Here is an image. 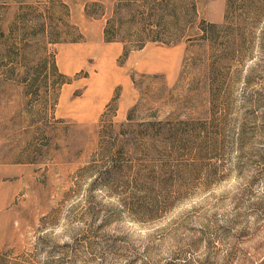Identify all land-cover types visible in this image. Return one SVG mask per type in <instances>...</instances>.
<instances>
[{
	"label": "rangeland",
	"instance_id": "rangeland-1",
	"mask_svg": "<svg viewBox=\"0 0 264 264\" xmlns=\"http://www.w3.org/2000/svg\"><path fill=\"white\" fill-rule=\"evenodd\" d=\"M150 1L0 0V264H264V0Z\"/></svg>",
	"mask_w": 264,
	"mask_h": 264
},
{
	"label": "trees",
	"instance_id": "trees-1",
	"mask_svg": "<svg viewBox=\"0 0 264 264\" xmlns=\"http://www.w3.org/2000/svg\"><path fill=\"white\" fill-rule=\"evenodd\" d=\"M241 3V8L240 9H245V3L252 2L253 0H239ZM179 2L183 3V11H184V24L185 26L187 25V22L192 21V16L195 15V4L193 0H161L158 3H154L152 1L147 2L145 5L143 4L141 7L143 9L138 12L136 11V14H133V18L138 17L140 20V24H138L139 27V34L136 35L135 38H133L131 41L133 46L130 47V50H139L144 47L145 44L149 42H158V43H163L166 45H171L177 42V38H173V32H174V25H172L173 20L167 19L170 16L171 18L176 19V11L177 7H179ZM229 0H228V5H229ZM128 3L126 7H130ZM139 7V8H141ZM188 15L191 16V18H187ZM136 16V17H135ZM191 19V20H190ZM115 24V23H114ZM111 24V22L107 23L108 28H105L104 30V39L106 42H120V38L116 36L117 28L115 25L116 24ZM216 29V25L209 24L205 28H201L202 35L201 38L208 39L210 40L211 34L213 31ZM220 33L226 34L228 33V29L224 31H220ZM231 33L229 32L228 35ZM224 36V38H225ZM129 39V38H128ZM124 48V56L127 55V50H126V45L123 47ZM158 134V136H157ZM137 142H140L144 145H149L153 146L157 143H159V133H153L152 135L149 134H137ZM175 136H168L164 138L165 143H172L173 148L171 150L175 149H181V148H187L188 144H191V141H189V138H179L175 139ZM176 142L177 145H180L181 147L176 148ZM182 143V144H181ZM168 144H164L165 147H167Z\"/></svg>",
	"mask_w": 264,
	"mask_h": 264
},
{
	"label": "crops",
	"instance_id": "crops-1",
	"mask_svg": "<svg viewBox=\"0 0 264 264\" xmlns=\"http://www.w3.org/2000/svg\"><path fill=\"white\" fill-rule=\"evenodd\" d=\"M103 39H104V38H103ZM72 63L74 64V61H72ZM72 63H71V66L73 65ZM71 66H70V67H71Z\"/></svg>",
	"mask_w": 264,
	"mask_h": 264
}]
</instances>
